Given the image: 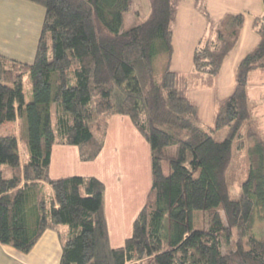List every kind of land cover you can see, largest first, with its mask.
I'll return each instance as SVG.
<instances>
[{
  "label": "trees",
  "instance_id": "16d2710c",
  "mask_svg": "<svg viewBox=\"0 0 264 264\" xmlns=\"http://www.w3.org/2000/svg\"><path fill=\"white\" fill-rule=\"evenodd\" d=\"M24 1L42 6L45 18L33 62L0 54V130L8 125L0 132V246L28 254L53 231L60 264H264V141L249 149L240 197L229 190L234 145L243 149L253 124L248 88L253 75L264 77V14L255 20L260 42L240 63L212 131L170 71L177 0H149L148 16L130 28L132 0ZM244 22L228 15L216 41L201 40L190 88L215 85ZM115 116L129 118L151 149V189L121 248L110 244L104 183L50 176L55 146L75 147L81 162H94ZM19 121L28 130L24 154ZM196 212L208 215L206 227L196 228Z\"/></svg>",
  "mask_w": 264,
  "mask_h": 264
},
{
  "label": "crops",
  "instance_id": "0c3cea01",
  "mask_svg": "<svg viewBox=\"0 0 264 264\" xmlns=\"http://www.w3.org/2000/svg\"><path fill=\"white\" fill-rule=\"evenodd\" d=\"M11 7L27 9L28 14L21 10V13L12 18L8 13ZM33 10V3L24 0H0V54L21 62H33L42 29L40 15H32ZM263 14V0H177L171 38L170 71L175 74L181 96L196 108L197 120L203 127L215 131L223 105L236 90L240 63L260 42L255 20ZM228 15L245 17L237 46L224 61L212 88H190L187 82L193 70L196 48L202 39L213 42L216 40L218 26ZM258 90L264 92V77L255 74L248 88L252 99L256 98ZM254 104L251 105L254 121L251 126L255 132L254 137L264 141V130H261L262 134L258 129L254 130L259 120H264L261 113L264 109L257 110L264 105L259 107L260 105ZM259 129H263L260 124ZM61 157L69 159L63 163V167L59 161ZM57 163L60 165L57 171L59 175L55 176L53 170ZM66 164L71 169L74 166H84L81 172L85 174L79 176L96 177L105 183V212L110 244L112 248L125 246L151 189V149L147 141L137 132L129 118L113 117L105 147L94 162H81L79 150L75 147L55 146L52 152L51 178L57 180L76 176L66 175ZM61 256L62 246L58 235L53 231H46L28 254L9 246H0V264H60Z\"/></svg>",
  "mask_w": 264,
  "mask_h": 264
},
{
  "label": "rangeland",
  "instance_id": "374dc122",
  "mask_svg": "<svg viewBox=\"0 0 264 264\" xmlns=\"http://www.w3.org/2000/svg\"><path fill=\"white\" fill-rule=\"evenodd\" d=\"M34 5V10L32 11V15H36L37 13L40 15V24L41 26L43 25L44 22V18H45V9L37 4H33ZM37 7V8H36ZM33 8V7H32ZM149 0H132V6H131V10L127 15V20H126V28H130L131 26H134L135 23L140 24L143 22V20L148 16L149 14ZM23 10V12L27 15L28 11L27 9H22L21 7H11L8 11L9 14L12 15V18H14L15 14L21 13ZM217 38V37H216ZM216 41V40H215ZM13 59V58H12ZM15 60V59H14ZM19 61V60H17ZM21 62V61H20ZM155 70H158V73L160 71L159 66L155 68ZM24 86H25V92H26V96H27V101L30 102L32 99L31 96V82H30V77L27 75L24 78ZM264 92L258 90L255 94L256 98H253L252 93H249V103H250V108L252 109L253 104L256 106L258 104L259 107L264 105V96H263ZM263 96V98H262ZM254 102V103H252ZM252 103V104H251ZM252 105V106H251ZM259 109H264V107L258 108L257 110L259 111ZM264 116V111L261 112ZM259 113V114H261ZM115 117H120V116H115ZM113 119V118H112ZM111 119V120H112ZM253 120V119H252ZM254 122V121H252ZM111 121L109 122L108 125V129L110 126ZM133 124V123H132ZM259 124L261 125V127L263 129H259ZM259 124L257 123V127L254 130H259V132L261 133V130H264V120L262 121V119L259 120ZM9 126H14L13 123L9 124ZM15 131L19 137L20 140V149L21 152H24V148L23 145L24 143L27 141L28 138V133H27V125L25 123V121H19L15 124ZM7 126H4V129H7ZM245 128H247L246 131H244V146L242 150H237L236 144L234 145V158H233V164L229 173V190H230V196L233 200H237L241 193H242V184L247 180L248 176H249V172H250V168H251V161H250V156H249V149L255 144L256 140H257V136L254 137L255 132H253V128L252 126H246ZM4 129H1L0 132ZM107 129V132H108ZM262 134V133H261ZM261 139H263L262 137H260ZM106 139H107V134H106V138H105V143H106ZM105 147V146H104ZM24 154V153H23ZM69 159H63V157H61V159H59L61 166L63 167V163L68 162ZM67 168H66V175H82L85 174L83 172H81V169H83L84 166H81L80 168L78 166H74L73 169H71V166L66 164ZM60 165L59 163H57L56 165H54V170H53V174L55 176L59 175V173L57 172L59 169ZM92 167V166H90ZM51 174V175H53ZM105 185V183H104ZM106 188V185H105ZM148 198V197H147ZM147 202V200H146ZM146 204V203H145ZM106 206H107V191H105V211H106ZM143 209V208H142ZM105 216H106V212H105ZM224 221H226V217L225 214H222ZM106 220H107V216H106ZM208 223V215L206 213L203 212H196L195 213V226L196 228H202V227H206ZM133 227L134 224L132 226V234H133ZM235 231V236L234 239L238 240V236ZM110 234V233H109ZM131 234V236H132ZM126 244V243H125Z\"/></svg>",
  "mask_w": 264,
  "mask_h": 264
}]
</instances>
